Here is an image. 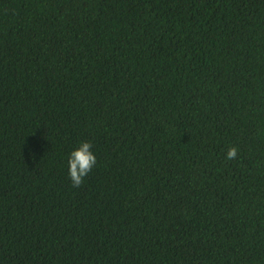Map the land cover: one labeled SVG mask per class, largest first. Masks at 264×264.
Instances as JSON below:
<instances>
[{"label":"trees","instance_id":"trees-1","mask_svg":"<svg viewBox=\"0 0 264 264\" xmlns=\"http://www.w3.org/2000/svg\"><path fill=\"white\" fill-rule=\"evenodd\" d=\"M0 264H264V0H0Z\"/></svg>","mask_w":264,"mask_h":264},{"label":"clouds","instance_id":"clouds-1","mask_svg":"<svg viewBox=\"0 0 264 264\" xmlns=\"http://www.w3.org/2000/svg\"><path fill=\"white\" fill-rule=\"evenodd\" d=\"M92 143L90 141H82L80 146L71 152L69 158V175L73 187H80L84 183L85 177L92 171L97 163V157L91 150ZM238 155L236 147H230L227 151L226 158L235 159Z\"/></svg>","mask_w":264,"mask_h":264}]
</instances>
